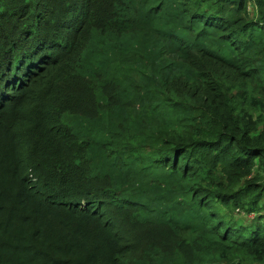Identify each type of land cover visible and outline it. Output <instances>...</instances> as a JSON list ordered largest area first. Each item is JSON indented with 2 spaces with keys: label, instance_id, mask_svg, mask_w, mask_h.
Segmentation results:
<instances>
[{
  "label": "trees",
  "instance_id": "16d2710c",
  "mask_svg": "<svg viewBox=\"0 0 264 264\" xmlns=\"http://www.w3.org/2000/svg\"><path fill=\"white\" fill-rule=\"evenodd\" d=\"M262 211L264 0H0V264H264Z\"/></svg>",
  "mask_w": 264,
  "mask_h": 264
},
{
  "label": "rangeland",
  "instance_id": "374dc122",
  "mask_svg": "<svg viewBox=\"0 0 264 264\" xmlns=\"http://www.w3.org/2000/svg\"><path fill=\"white\" fill-rule=\"evenodd\" d=\"M87 65L92 66L93 69H97L99 67L98 64H96L94 62L86 61V58L83 57L82 63L79 64L80 69L82 71L88 69ZM261 213H264V211H262ZM243 216L246 217V218L248 217V218L251 219L253 217V214L252 213L251 214L250 213L249 214H243Z\"/></svg>",
  "mask_w": 264,
  "mask_h": 264
}]
</instances>
